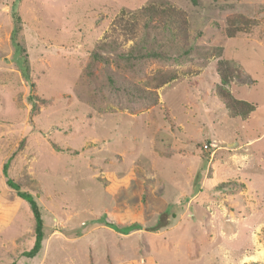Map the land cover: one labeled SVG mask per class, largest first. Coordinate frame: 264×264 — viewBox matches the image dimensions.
I'll list each match as a JSON object with an SVG mask.
<instances>
[{"label":"rangeland","instance_id":"1","mask_svg":"<svg viewBox=\"0 0 264 264\" xmlns=\"http://www.w3.org/2000/svg\"><path fill=\"white\" fill-rule=\"evenodd\" d=\"M163 1L186 13L188 53L88 67L121 10ZM220 58L245 117L218 96ZM158 69L175 77L154 89ZM7 160L44 223L31 258ZM0 264H264V0H0Z\"/></svg>","mask_w":264,"mask_h":264},{"label":"trees","instance_id":"2","mask_svg":"<svg viewBox=\"0 0 264 264\" xmlns=\"http://www.w3.org/2000/svg\"><path fill=\"white\" fill-rule=\"evenodd\" d=\"M194 4L198 0H191ZM14 27L11 30L10 41L13 48L12 59L19 67L23 77L28 83L29 88L35 90V85L29 80L27 67L25 66V56L22 54L21 44L17 41L20 18L16 11L11 8ZM186 13L170 2L148 3L134 11L126 12L121 10L109 24L103 36L95 42L90 52V62L88 67H92L96 62L103 61L108 63L109 55H114V60L123 61L128 65H133V60L144 58H164L170 56V47L178 46L183 53L190 51L187 39L188 21ZM240 17V18H239ZM231 16L228 18L227 33L232 36L237 30L235 23H241L243 16ZM247 23H245L246 25ZM131 44L126 46V42ZM117 63V62H116ZM221 83L217 86L218 96L223 100L224 105L232 116L245 117L254 107L251 103L237 100L225 85L230 81L232 69L230 63L225 59H218L215 63ZM175 77L172 70H156L148 76L146 82L154 89ZM112 80L111 77H109ZM28 100L33 104L36 100H41L36 94L29 95ZM44 101V100H41ZM9 160L2 165V174L6 177L7 186L14 191L19 199L25 201L33 217L34 239L31 247L22 252L26 257H34L41 249L44 237V223L41 216L36 197L14 181L8 175Z\"/></svg>","mask_w":264,"mask_h":264}]
</instances>
